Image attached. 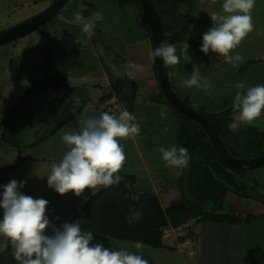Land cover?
<instances>
[{
    "label": "crops",
    "instance_id": "crops-1",
    "mask_svg": "<svg viewBox=\"0 0 264 264\" xmlns=\"http://www.w3.org/2000/svg\"><path fill=\"white\" fill-rule=\"evenodd\" d=\"M185 1L182 0L183 10L191 11L195 14L196 12L194 11L198 9V5H203L199 0L189 8L190 4H185ZM214 3L215 5L211 2L209 7L203 8L206 10L203 27L206 25L209 28L213 26L208 14V12L213 11V7L219 8L217 9L218 12L222 11L223 2L220 3L218 0H214ZM259 9L260 17H255L251 14L253 31L247 37L250 38L255 33L257 36L252 38L264 43V2L260 4ZM78 10H84L85 19L95 12L102 14L103 19L96 22V27L90 35L83 32L82 25L66 22L74 19V13ZM112 21L117 22V24ZM121 23L122 25H120ZM111 25L116 26L113 28ZM207 27L203 30H201V27L197 29L192 27L191 33L195 38L203 39L202 35L209 29ZM39 33L38 38L19 40L18 43L13 40L0 46V77L1 73L14 72L12 83L15 85L11 83V86L14 85L19 89L17 91L19 99L15 100V104L6 110V116L1 120L0 150L6 153V146L10 145L15 147L18 152L17 147L14 144L7 143L1 138V135L5 119H7L11 110L21 101L23 96L29 93L28 97L24 98L20 111L14 116L15 123L18 114L23 115L28 110H32L33 107L44 103L43 100L47 102L49 99L59 97V91H62V96H64V94L73 90L71 99L77 98L79 102L77 114L75 113L68 122L57 130L59 136H63L67 131L79 130L78 121L81 119L98 118L103 112H109L118 117L124 110L129 111L130 114L135 115L136 120L134 122L140 125L141 131L135 140L128 138L120 141L124 148L126 160L119 175H134L133 189L137 193H148L157 196L164 208L182 203V188L179 184L182 173L177 175L174 168L167 167L159 152L161 147L170 148L172 145L179 147L180 116L173 105L169 103V99L161 86L157 60L153 61L150 58V50L154 51L155 49L152 34L147 28L142 10L131 4L129 0H112L107 7L101 6L100 0H69L57 17L46 26V30L41 29ZM111 34H114L116 39L121 37L118 40L123 43L125 49L123 52L115 49L114 45L106 49L104 53L107 59L110 60L109 58H112V61L108 62L103 57L100 44L104 41V38L111 36ZM175 46L177 49L178 46H181L189 56L188 61L183 63L185 64L184 67L187 66L189 71L192 72L196 66L203 78L202 82L206 81L207 84H213L215 77L223 72L232 71V69H236L237 72L242 71L246 62H248L246 66H249V70H252L260 65L256 59L264 56L263 46L258 44L254 46L253 44L251 47H247L248 45L244 42L240 48L241 50H233L230 53V55L235 56L238 52V55L243 57L241 62H237V67H233L224 58H221L217 64L210 66L204 57V53H191L187 43L180 42L175 44ZM43 50L45 52L40 54ZM82 50L84 53L81 52ZM94 56L97 59L96 62L94 59L90 61L91 57ZM96 63H98L97 67L95 66ZM133 63L140 65L142 70L135 73V80H130L126 77V69ZM112 66H115L114 70H117L118 73H123L120 75L121 79L117 81L113 79ZM173 67H169L171 80L172 74L174 73L175 75L177 73L175 69L179 68L174 67L173 69ZM47 75L61 76L66 79L60 86L48 88L42 90V92H40L41 90L30 89L37 79ZM25 78L29 81L30 87L22 86L21 81ZM101 81L105 82L104 86L101 85ZM0 85L4 84L0 83ZM83 87L91 88L90 96L85 99L81 98L77 91ZM96 87L101 88V93L98 100L94 101ZM199 89L196 87L191 89L184 87L180 89V92L175 90L183 97L195 98L198 106H193L197 109H204L207 100L203 99L202 95L192 92ZM108 97H114L118 100L120 103L119 109L108 110L103 107V102ZM230 101L232 102V100H229L226 102L227 104H222L208 111L211 113L220 112L232 106ZM162 108L167 110V114L163 118L160 115ZM237 115L238 112L234 113L233 116L236 117ZM263 115L262 113L261 117L254 121L252 126H256L264 132ZM149 116L154 119V123H148L145 120ZM156 121L159 124H155ZM45 126H51V124H42L35 134L39 136ZM55 133L40 139L42 141L33 147L36 148L39 144L41 145L43 142L50 140L57 135ZM37 136L32 142L39 140ZM56 152V147H53V153L56 154ZM65 152L64 150L63 154ZM63 154L61 153V156H50L49 154L48 157L42 156L43 159L37 156L35 161L37 163L39 161L49 162L47 167L50 168L52 160L55 159L59 162ZM31 163H33L32 159L22 166H27ZM0 167L4 168L7 166L1 164ZM86 191L90 193L92 190L86 189ZM260 191L264 194V189ZM225 205L239 212L255 214L257 217L248 223L212 219L201 221L198 220L199 217H194L197 220L192 232L194 235L198 228L200 235L192 242H183L182 240H186V237L176 235L175 231L167 236L165 233L168 229H166L162 237V246L130 242L129 247L132 248L131 250L138 247V250L132 252L141 255L144 259L147 257L146 260L149 264H224L225 262L227 264H264V262H259L255 257L256 254L260 253L264 257V238L260 240L255 235L251 237L246 235L248 230L253 227L255 229L264 227V204L255 199L253 195L230 190L226 196ZM199 224L201 226L198 227ZM173 226L172 224L171 228ZM211 236H214L215 240H211ZM111 243L113 247H118V249L128 248L126 246L129 244L126 240L116 238L111 239ZM218 250L219 252L215 253ZM247 252L250 254V260L246 258ZM158 255L162 257L159 259Z\"/></svg>",
    "mask_w": 264,
    "mask_h": 264
},
{
    "label": "clouds",
    "instance_id": "clouds-1",
    "mask_svg": "<svg viewBox=\"0 0 264 264\" xmlns=\"http://www.w3.org/2000/svg\"><path fill=\"white\" fill-rule=\"evenodd\" d=\"M254 4L255 0H223L222 11H207L213 26L203 34L200 50L205 55L209 52L218 54L237 67V62H241L243 57L230 53L253 31L251 10ZM83 11H76L74 19L66 22L82 25L83 32L90 35L96 22L103 17L95 12L85 19ZM149 55L153 61L161 58L164 68L180 62L176 46L167 40L156 46L154 51L150 50ZM141 70L140 65L130 64L126 77L135 80V73ZM21 84L30 87L26 78ZM181 86L189 89L208 87L206 81H201V74L195 67L190 77L181 81ZM235 88L237 92L231 103L238 115L227 125L233 133L238 132L241 126L252 125L264 112V84L247 87L245 82H239ZM166 114L167 110L162 108L161 117ZM135 120V115L124 110L118 117L103 112L98 118L78 121L79 130L67 131L61 137L67 150L59 162L52 160L47 175L48 187L61 196L73 192L80 197L86 189H91V195L96 196L101 187L107 189L118 185L121 180L119 172L126 160L120 141L135 140L140 134V125ZM159 152L165 165L174 168L177 175L187 168L191 160L185 147H161ZM25 184L26 181L11 180L3 186L0 194V209H3L0 236L10 241L14 260L19 264H149L141 255L127 248L114 250L102 243L92 244L93 233L82 231L81 221L65 222L60 227L52 225L46 214L49 201L23 194L20 189ZM134 198L138 200L139 196ZM141 216L142 213L132 211L126 219L132 223ZM50 227L51 235L47 234Z\"/></svg>",
    "mask_w": 264,
    "mask_h": 264
},
{
    "label": "trees",
    "instance_id": "trees-1",
    "mask_svg": "<svg viewBox=\"0 0 264 264\" xmlns=\"http://www.w3.org/2000/svg\"><path fill=\"white\" fill-rule=\"evenodd\" d=\"M129 1L142 10L147 28L152 34L150 23L140 0ZM153 1L160 13L165 33H171V35L166 36L167 42L174 45L185 42L188 44L191 53H203L200 50L203 41L191 34L193 23L198 21V18L194 13L182 10V0ZM204 57L210 66L217 64L223 58L211 52L208 55L204 54ZM65 79L61 76H43L37 79L30 89L45 90L58 87L64 83ZM28 94L23 96L21 101L11 110L3 124L1 138L7 143L14 144L19 154L18 161L7 167L10 170H15L28 162L31 159L28 147L42 141L40 139L35 140L27 146L21 144L23 142L13 136L19 127L14 122V114L19 112L24 98L28 97ZM188 98L183 97L185 101L190 103ZM169 103L171 102L169 101ZM173 107L180 116L179 147L187 148L191 155V160L187 168L182 171L179 181L183 202L164 208L157 196L133 192L130 185L132 186L135 182L134 175H120L121 180L118 185L110 186L107 189L101 187L96 196L91 195L69 221H81L82 231L93 233L92 244L102 243L105 247L113 248L111 239L116 238L162 246L164 227L170 222L174 226H179L190 218L199 217L198 220L212 219L248 223L257 217L252 213H241L230 208L225 209V199L228 192L239 189L237 175L245 171L228 165L215 148L201 123L174 105ZM202 112L210 119L230 151L236 156L252 157L264 153V132L258 127L241 126L236 133L228 130L227 125L233 121L235 118L233 115L237 112L233 106L220 112ZM8 129L11 130L8 131ZM136 196H139L138 200L134 198ZM191 201L201 204L202 209H196ZM132 211L140 212L142 216L138 221L129 223L126 217L130 216ZM55 226L60 227L61 225L55 223ZM11 256H13V248L7 239L6 247L0 252V264L7 261ZM9 264H19V262L13 260Z\"/></svg>",
    "mask_w": 264,
    "mask_h": 264
},
{
    "label": "rangeland",
    "instance_id": "rangeland-1",
    "mask_svg": "<svg viewBox=\"0 0 264 264\" xmlns=\"http://www.w3.org/2000/svg\"><path fill=\"white\" fill-rule=\"evenodd\" d=\"M52 1L53 0H0V29L10 27L11 25L15 23H18L24 19H27L29 17L36 15L37 13L44 10ZM156 1L159 2V0H156ZM198 1L199 0H186L185 4L187 5L190 4L189 6L190 8L193 4H196ZM218 1L220 3L223 2V0H218ZM110 2H112V0H100L101 6L107 7L110 5ZM211 2L215 5L213 0H200V3H202L203 5H198V9L194 11L196 12V14L194 13V15L198 18V21L193 23V27H195L196 29L198 27L199 28L201 27L202 28L201 30H203L204 28L207 27V25L203 27V24L205 22L204 14L206 13V10H204L203 8L206 6L209 7ZM263 2L264 0H255V4L253 6V9L251 10V14H253L255 17H260L259 7H260V4ZM181 7H182V3H181ZM217 9L219 8L213 7V11L218 12ZM182 10H183V7H182ZM101 11L104 12V10L102 9ZM184 11L193 13L191 11H186V10ZM57 15L54 18H56ZM51 21H49L48 24L46 23L45 25L39 27L37 30L30 32L22 36L21 38L15 40L16 43H18L19 40H28L29 38L31 39L38 38V36L40 35L39 30L41 29L46 30V26L49 25ZM113 23L117 24V22H113ZM120 25H122V23ZM111 26L115 28L116 25H111ZM256 36L257 35H255V33L252 34L250 38L246 36L241 41L240 45L234 50H237V51L241 50L240 48L243 46L244 42L246 45H248L247 47H251V45L253 44L254 46L255 44H258L259 46L264 47V43L259 42V40L252 38ZM118 39H121V37H118ZM118 39H116V36L114 34H111V36H107L106 38H104V41H102L100 44V49L103 54V57L107 59V56L105 55L104 52L106 49L111 48L112 45L115 46V49H119L124 52L125 48L123 47V43L120 42ZM197 39L203 41V39H200V38H197ZM10 48H13V47H10ZM44 52L45 51L43 50L42 52H40V54H43ZM81 52L84 53L83 50ZM237 54L239 53L237 52ZM177 55L180 57V62L179 64L174 65V67L176 68L179 67V68L175 69L177 70V73L175 75L174 73L172 74V82H173L175 89L178 92H180V89L184 88L181 86V81L189 78L193 70L191 72L189 71L187 66L184 67L185 64L183 63L185 61H188L189 56L181 48V46H178ZM92 59H94L95 62L97 60L95 56L91 57L90 61ZM109 59L110 60L107 59L108 62L109 61L111 62L112 58H109ZM256 60L258 61V63H260V65L253 68L252 70H249V66H246L248 62H246L245 68L242 71L237 72L236 69H232V71L223 72L222 74L215 77V79L213 80V84L211 83L207 84L208 87L206 89L193 90L192 92L194 94L202 95L203 99L207 100V103L205 104L206 106L204 107V109L203 108L200 109L198 107L199 110L210 113L208 111L209 109L216 108L222 104H227L226 102H228L229 100H233L237 92L235 85L239 83L240 81L245 82L247 87L261 85L264 81V56L258 57ZM63 62L65 61L63 60ZM97 65L98 63L95 64L96 67ZM114 67L115 66L111 67V69L113 70L111 72L113 74V79L117 81L121 79L120 75H122L123 73H118L117 70H114ZM195 69H196V66H195ZM13 73L14 72L1 73V77H0V83L4 84V85H0V126H2L1 120L6 116V110L10 108V106L15 104V100L19 99V95H17V91H19V89L16 88V86H14L15 85L14 83H12V79L14 76ZM201 81H203L202 77H201ZM231 82L233 83L231 84ZM11 83L14 85L11 86ZM101 85L104 86L105 82L101 81ZM100 89H101L100 87L98 88L96 87V91L94 94V101H97L98 98L100 97V93H101ZM77 91H78V95H81V98L85 99L88 96H90L91 88L83 87L81 89H78ZM40 92H42V90ZM72 92L74 91L72 90ZM72 92H68L67 94H64V96H62L63 95L62 91H59L58 93L59 97L49 99L47 100V102L46 100H43L44 103L33 107L32 110H28V112L24 114L22 113L23 115L18 114V116L16 117L17 118L16 123L19 125V127L14 132L13 136L19 141L23 142L21 144L28 146L31 143H33L32 141L37 136L35 133L41 128L40 126H42V124H51L52 126L58 120L66 103L71 99V95L73 94ZM188 99L190 100V103L192 105L198 106V102L197 100H195V98L193 99L188 98ZM262 113L264 114V112ZM14 115L16 116V112ZM145 120L148 123H154V119L151 116H149ZM155 124H159V123L156 121ZM46 127H49V126H45L44 128ZM10 130L8 129V131ZM56 133H57L56 136H54L53 138H51L50 140L46 142H43L41 145L39 144V146H37L36 148L33 146H29L30 148L28 147V152H29V155L32 157L31 159L33 160V163L28 164L27 166H20L19 168L15 170H10L7 167L16 163L18 159L19 154L15 150L16 148L13 146L7 145L6 153L0 150V165L3 164L7 166L4 168L0 167V194H2L3 192V186L8 184L11 180H17L18 182L26 181L25 186L21 188L20 191L23 194L29 195L33 198H44L48 200L49 205L46 210V214L48 218L50 219L52 225H55V223L62 225L63 223L69 222L72 219L73 215L79 211V209L84 205L86 200L91 196L89 194H91L92 191L90 193H87V191L85 190V192L80 197H77L73 192H69L61 196L59 193L55 192L52 188L48 187L47 175L50 172V168L47 166L49 162L39 161L37 163L35 161V158L37 156H40L43 159L42 156L48 157L49 154L50 156L51 155L61 156V153L63 154V151L64 150L66 151V146L64 143H62V140H61L62 136H59L58 131ZM53 147H56L58 154L57 152L56 154L53 153ZM242 171H245V172L239 173L237 175L239 189H236V190L238 193L249 194V195H253L254 197L256 193H260L261 192L260 190L264 189V168H257V169H252V170H242ZM130 188L133 190L134 193L136 192L133 189V185L132 186L130 185ZM86 194H88L89 196ZM85 196L87 199H85ZM226 208H228L227 205H225V209ZM241 213H244V212H241ZM2 218H3V209H0V219ZM201 224H199L198 227L201 226ZM171 226L172 224L169 223L168 225L164 227V233H165V230L168 229L165 235L168 236L169 234L174 233L173 231L177 227L173 229V227L171 228ZM51 230L52 229L50 227L47 230V234L51 232ZM191 234H193V232H191ZM199 235H200V230H198L197 228L193 236L197 238ZM246 235L250 237L252 235H255L256 237H258V239L261 240L264 238V227L257 228V229L253 227L251 230H248V233H246ZM211 240H215V237L211 236ZM126 241L127 243H129L128 246H126L128 247L127 249L129 251L132 252L134 250L139 249L138 247H136V249L131 250L132 248L129 247L131 244L130 242H134V241H130V240H126ZM6 242H7V238L0 236V252H2V250L6 247ZM216 247L218 248V246ZM112 249L118 250V247H113ZM218 252L219 250L216 251L215 253H218ZM161 257L162 256L158 255L159 259ZM255 257L256 259L259 260V262L260 261L264 262V257H262L261 253L256 254ZM246 258H248L249 260L251 258L248 252H247ZM224 264H227V263L225 262Z\"/></svg>",
    "mask_w": 264,
    "mask_h": 264
},
{
    "label": "water",
    "instance_id": "water-1",
    "mask_svg": "<svg viewBox=\"0 0 264 264\" xmlns=\"http://www.w3.org/2000/svg\"><path fill=\"white\" fill-rule=\"evenodd\" d=\"M69 0H53L44 10L36 15L24 19L16 24L0 29V46L10 41L16 40L30 32L37 30L39 27L48 23L57 14L61 12ZM144 12L150 23L152 30V38L154 49L162 41L167 40L164 25L153 0H140ZM158 71L160 75L161 86L169 101L180 111L197 120L207 131L215 148L218 150L224 161L233 168L240 170H252L264 167V153L252 157H239L233 154L228 148L226 142L220 136L210 119L199 109L188 103L175 90L170 77V68L163 67L161 58H156ZM79 102L77 98H73L67 102L58 120L49 127H46L38 136V139L49 137L55 133L64 123H66L78 110ZM254 198L264 204V194L256 193ZM192 205L198 210L202 209V205L191 201ZM52 234V231L48 233ZM14 260L11 256L7 261L1 264H9Z\"/></svg>",
    "mask_w": 264,
    "mask_h": 264
},
{
    "label": "built area",
    "instance_id": "built-area-1",
    "mask_svg": "<svg viewBox=\"0 0 264 264\" xmlns=\"http://www.w3.org/2000/svg\"><path fill=\"white\" fill-rule=\"evenodd\" d=\"M120 103L118 100L114 97H108L104 100L103 102V107L108 110H117L119 109ZM196 220L194 218H190L186 221H184L181 225L179 226H173L174 231L176 232V235L180 237H186V240H182L183 242H192L194 239H196L193 234H191L193 227L196 224Z\"/></svg>",
    "mask_w": 264,
    "mask_h": 264
}]
</instances>
